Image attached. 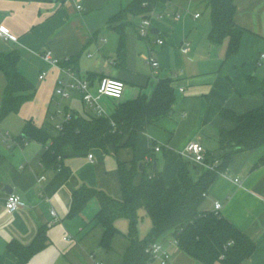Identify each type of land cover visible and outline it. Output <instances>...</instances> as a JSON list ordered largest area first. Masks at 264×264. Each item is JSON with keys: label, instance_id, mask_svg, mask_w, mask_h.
Returning a JSON list of instances; mask_svg holds the SVG:
<instances>
[{"label": "crops", "instance_id": "obj_1", "mask_svg": "<svg viewBox=\"0 0 264 264\" xmlns=\"http://www.w3.org/2000/svg\"><path fill=\"white\" fill-rule=\"evenodd\" d=\"M118 1L0 0V24L17 38L0 39V52H18L19 69L34 85L31 99L47 105L45 120L41 107L30 119L24 117L26 113L20 108L0 121V131H8L12 136L9 140H0V264H17L19 254L15 246H30L41 230L45 231L46 245L24 264H121L130 245V217L116 218L118 233L112 248L106 249L101 245L105 228L96 219L102 198L94 196L80 213L70 216L75 191L90 186L122 199L120 164L124 162L130 166L134 161L143 166L136 182L143 176V163H150L153 166L145 165L146 172L151 173L156 168L170 185L178 179L181 167L188 161L181 152L188 142L200 141L208 155L220 156V131L236 125L222 115V110L242 114L264 103V86L261 85L264 60L262 65H256L259 53L264 51V0H235V21L245 31L239 51L230 57H227L228 39L213 45L208 38L211 10L207 0L196 1V6L188 9L191 18L188 30L180 29L183 22L165 13H160L163 19L151 15L152 28L158 31L154 33L153 43L151 38L146 39L149 51L153 49L160 66H151L150 74L131 69V44L136 41L135 35L127 33L130 46L122 67L117 63V53L110 54L116 44L118 48L120 34L114 31L112 42H109L105 29H114L108 21L103 29H97L89 21L92 12ZM126 1L121 0V8L131 0ZM78 3L83 8H77ZM159 5L163 8L166 2ZM201 5L205 7L203 13L208 11L206 17H203ZM177 12L180 11L177 9ZM198 12L200 16L195 17ZM142 17L130 15L129 19L139 27ZM156 38H162L164 44H157ZM186 42L190 43V50L183 52L181 48ZM45 49H51L61 58L77 57L76 68L82 77L91 80L94 92L103 76L119 78L125 86L126 82H132L140 86L139 94L148 95L152 94L159 78H171L176 93L172 114L139 132L134 146L123 145L125 137L119 146L110 144L107 149L94 147L82 152L68 150L59 158L57 166L44 164L42 158L51 139H25L23 129L26 121L32 120L37 126L57 133L48 115L55 108L54 90L62 73L42 58L40 54ZM42 72H46L44 79L39 77ZM6 85L7 79L0 71V105ZM44 87H50V96ZM135 93L124 88L120 98L103 96L101 101L106 110L113 113L120 102L139 95ZM64 105L76 114L96 115L77 91L64 101ZM157 145L161 150H155ZM192 166L195 177L207 169L200 162L192 161ZM40 176L44 179L39 180ZM11 193L22 198L21 207L14 212L6 207ZM217 200L223 204L220 214L255 243L252 255L239 264H264V146L236 153L228 169L219 172L212 183L201 209L215 210ZM135 217L138 237L148 238L153 228L150 215L142 207ZM171 239V235L155 239L163 242L170 252L166 264H205ZM149 264L162 263L151 260ZM214 264L224 263L217 260Z\"/></svg>", "mask_w": 264, "mask_h": 264}, {"label": "trees", "instance_id": "obj_2", "mask_svg": "<svg viewBox=\"0 0 264 264\" xmlns=\"http://www.w3.org/2000/svg\"><path fill=\"white\" fill-rule=\"evenodd\" d=\"M171 0H131L121 10L110 17L108 24L120 34L117 48L118 65L124 67L127 57V27L132 24L129 16H151L160 4ZM211 10V28L208 38L213 45H220L228 39L227 57L236 54L241 45L244 28L235 21V0H207ZM20 55L16 51L0 52V71L7 79L0 105V121L10 113L20 110L24 102L34 95L32 81L19 69ZM77 57L71 58L69 65L77 67ZM264 86V80L261 81ZM176 93L169 77L158 79L151 95L139 94L136 98L120 102L110 116H84L76 114L65 124L63 130L52 134L47 127L37 126L27 120L24 126L25 139H37L51 144L43 155V163L57 166L59 158L68 150L88 151L94 147L107 149L110 144L134 146L139 132L168 116L174 109ZM222 115L235 121L232 129L219 133V157L208 155L206 161L218 163L207 168L200 176L193 175L192 161L188 160L180 169L178 179L168 185L162 172L156 168L144 173L139 182L136 176L140 165L120 164L123 198L117 199L105 191L83 186L73 194L69 215L80 213L88 201L98 195L102 198L96 219L104 228L101 245L112 248L114 236L118 233L117 217L126 215L131 219L128 246L121 264H149L151 255L146 247L155 239L171 235L178 239L179 246L195 259L214 264L221 260L224 264H239L250 257L255 243L235 224L217 210H203L201 205L219 172L226 171L233 156L244 150L264 146V103L255 109L237 114L230 109L222 110ZM115 122V124L112 123ZM146 165V166H145ZM145 208L153 221L150 236L140 239L136 229V214ZM46 234L41 230L30 246H15L19 254L17 264H24L30 257L46 245ZM14 246V245H13Z\"/></svg>", "mask_w": 264, "mask_h": 264}, {"label": "built area", "instance_id": "obj_3", "mask_svg": "<svg viewBox=\"0 0 264 264\" xmlns=\"http://www.w3.org/2000/svg\"><path fill=\"white\" fill-rule=\"evenodd\" d=\"M77 8H83L81 3L77 4ZM175 15L177 17L180 16L179 12H176ZM200 12L195 14V17H199ZM153 22L151 16L142 17L139 23V34L147 38L150 34H154L153 30ZM13 39L16 40V36L12 35L7 27L0 24V39ZM155 42L157 44H164V40L162 38H156ZM183 52H188L190 50V43L186 42L182 46ZM42 58L51 64L52 66L58 67L62 73V76L58 78L55 90H54V101L55 108L49 112V119L53 123L54 128L57 132L63 130L65 124L69 122L75 115V112L70 108L64 105V101L71 97L74 91H77L81 94L82 100L89 106L92 107L93 111L98 116H110L106 108L104 107L101 98L103 96H108L112 98H120L123 94L125 83L123 80L111 77V76H103L100 78L97 86V90L94 92L92 90L91 80L87 77H82L79 74L78 69L74 65H69L71 58L65 57L61 58L54 55L51 49H45L40 54ZM147 62L153 68H158L160 66V62L157 57L154 55V51L150 48L149 55L146 56ZM264 60V51L259 53V56L256 60V65H262ZM46 76V72H42L39 77L40 79H44ZM115 124L114 121H112ZM10 132H1L0 131V140H9L11 139ZM155 150H161L160 146H155ZM182 154L191 161L203 163L206 168H214L218 163V160L214 162H207L206 159L208 157L205 146L200 141H190L188 142L184 149L181 151ZM90 158H93V154H89ZM44 179V176H40L39 180ZM241 184L239 179H236ZM22 198L16 194L11 193L8 195L6 200V207L11 212L18 210L21 207ZM223 204L221 201L217 200L215 202V210L219 211L222 208ZM52 214L55 215V210H52ZM173 243L178 244V239L172 237L170 240ZM147 252L151 255L152 260H158L162 264H166L170 258V252L166 245L161 241H153L146 247ZM99 264H103L100 262Z\"/></svg>", "mask_w": 264, "mask_h": 264}, {"label": "rangeland", "instance_id": "obj_4", "mask_svg": "<svg viewBox=\"0 0 264 264\" xmlns=\"http://www.w3.org/2000/svg\"><path fill=\"white\" fill-rule=\"evenodd\" d=\"M125 3V0H123ZM130 0H127L126 2H129ZM196 1H198V3H200V0H171L166 2L165 7L161 8L162 6H160L159 8H157V10H155L154 12H152V17L153 18H161L163 19V17H160V13H165L166 16H168L169 18H173V19H178L181 22H183L180 25V29H184V30H188L190 23L189 20L191 19L190 17H188L189 15L188 13V9H193L196 6ZM121 0L118 1L117 3H110L108 4L105 8H101L97 11H94L91 13L89 21L91 22V24L95 27H97V29H103V27L105 26V24L107 23V21H109L110 17L114 14H116L119 10H121ZM202 8V13L203 11H205V7L203 5H201ZM177 9L180 11L179 13H181V16L178 18L176 17L175 13L177 12ZM207 13H203V17L207 16ZM138 24H136V22H134V24H130L127 27V33L130 34L132 33L133 35H135V44L132 43L131 47H132V52H131V58H132V67L131 69H137L139 72L141 73H147L150 74L151 73V66L149 65V63L147 62L146 56L149 55V47L147 44V39L142 37L139 34V27L137 26ZM106 30V35L109 38V42H112L113 39V32H117L116 30ZM118 33V32H117ZM154 33V32H153ZM119 34V33H118ZM128 38V36H127ZM149 38H151V43H153V38H154V34H150ZM128 45L130 46L128 39H127V50H128ZM117 53V44L115 45V47L113 48V51L111 50L110 54H114V56ZM117 57V56H116ZM128 60H130V54L128 55ZM38 69V68H37ZM45 93L47 94V96H50L51 90L50 87H44ZM127 90V92L129 93H135V96H137L139 94L140 91V86H136L135 84H133L132 82H126V86H125V91ZM133 96V97H135ZM132 98V97H131ZM28 103L27 105H25V107H21V110H23L25 114L24 117H26V119H30L35 112H38L41 107L44 108L43 110V120L46 119V108L47 105H45L44 103L42 104V102L40 101H35V98L33 99H29L27 100ZM51 132V131H50ZM52 134H55L54 132Z\"/></svg>", "mask_w": 264, "mask_h": 264}, {"label": "water", "instance_id": "obj_5", "mask_svg": "<svg viewBox=\"0 0 264 264\" xmlns=\"http://www.w3.org/2000/svg\"><path fill=\"white\" fill-rule=\"evenodd\" d=\"M152 30H153L154 33H157V31H158V30H156V28H152ZM170 114H172V111L170 112ZM140 168L143 169V166L140 165Z\"/></svg>", "mask_w": 264, "mask_h": 264}]
</instances>
